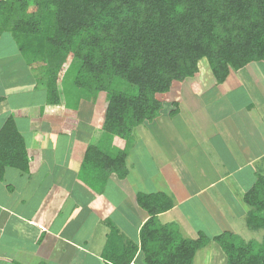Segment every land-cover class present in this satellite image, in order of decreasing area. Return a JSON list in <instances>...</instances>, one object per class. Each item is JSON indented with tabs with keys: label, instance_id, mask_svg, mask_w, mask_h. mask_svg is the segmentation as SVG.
<instances>
[{
	"label": "crops",
	"instance_id": "crops-1",
	"mask_svg": "<svg viewBox=\"0 0 264 264\" xmlns=\"http://www.w3.org/2000/svg\"><path fill=\"white\" fill-rule=\"evenodd\" d=\"M71 62L58 80L60 101L49 104L43 68L0 34V129L12 116L29 156V172L7 167L0 179V264H116L111 252L133 244L130 264H145L141 192L174 202L157 221L184 238L228 231L253 240L239 220L247 226L244 195L264 174V61L231 70L223 83L199 73L174 86L169 105L136 126L128 144L103 128L107 93L77 90ZM172 92L185 104L176 114ZM89 145L111 157L127 151L125 170L84 163ZM219 256L226 258L211 240L194 264Z\"/></svg>",
	"mask_w": 264,
	"mask_h": 264
},
{
	"label": "trees",
	"instance_id": "trees-1",
	"mask_svg": "<svg viewBox=\"0 0 264 264\" xmlns=\"http://www.w3.org/2000/svg\"><path fill=\"white\" fill-rule=\"evenodd\" d=\"M4 33L12 35L29 65L43 68L49 104L60 101L58 80L72 59L67 70L77 72L74 85L90 96L107 93L103 128L128 144L136 126L169 105L174 86L199 75L202 59L218 83L231 70L264 61V0H0ZM118 78L138 92L115 88ZM171 104L176 114L180 104ZM126 158L127 151L111 157L89 145L84 163L94 160L121 173ZM7 167L29 172L27 144L12 116L0 129V179ZM166 198L161 193L137 196L149 213L141 228L145 264H194L197 252L211 240L224 251L226 264H264V234L260 241L228 231L184 238L175 225L160 224L157 215L174 206ZM244 201L250 207L248 228L264 229V174ZM136 251L135 244L127 245L109 257L130 264Z\"/></svg>",
	"mask_w": 264,
	"mask_h": 264
},
{
	"label": "rangeland",
	"instance_id": "rangeland-1",
	"mask_svg": "<svg viewBox=\"0 0 264 264\" xmlns=\"http://www.w3.org/2000/svg\"><path fill=\"white\" fill-rule=\"evenodd\" d=\"M7 68H8V66H7ZM200 70H201V72H200L201 75L200 76H202V77H209L210 78V76L212 75L213 78H214L212 69H211V67H210L209 62H208L207 59H202L200 61ZM242 72L244 73L245 71H242ZM71 73H73V74H71ZM69 74H71V77L73 75V78L72 79H74L75 76H76V74H77V72L74 69L73 72L70 71L68 73V76H69ZM68 80L70 81V79H68ZM114 87L115 88H118L121 91L128 92V93H137L138 92L137 86H135V85H133L131 83H128L127 81L122 80L120 78H118V79L115 80ZM77 90H81V89L79 88ZM174 90L176 91V88L175 87H174ZM177 93L178 92H172V94H173V96L175 98V101L176 102H181L182 101L181 100V97L182 96H179ZM171 103H172V101H171ZM184 106H185V104H182L181 103V106L180 107L184 108ZM70 202H72V199L69 200V203ZM239 223H240V230H241L242 235L244 236L245 239H253V240H259V241L261 240V238H262V236L264 234V229L252 230V229L248 228L246 225H244V221H240L239 220ZM198 256L205 260V254L203 253L202 250L200 251V253H199ZM219 257L215 258L214 261L218 262L217 264H226V262H225L226 261V258L225 257L224 258H222V257L219 258ZM198 263L200 264L199 261H198Z\"/></svg>",
	"mask_w": 264,
	"mask_h": 264
}]
</instances>
